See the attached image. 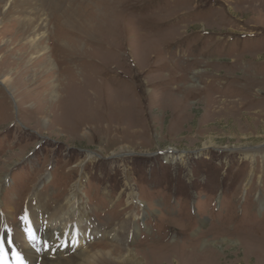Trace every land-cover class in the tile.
I'll return each mask as SVG.
<instances>
[{
    "label": "rangeland",
    "instance_id": "obj_1",
    "mask_svg": "<svg viewBox=\"0 0 264 264\" xmlns=\"http://www.w3.org/2000/svg\"><path fill=\"white\" fill-rule=\"evenodd\" d=\"M2 1L8 229L82 181L95 223L128 232L87 238L90 251L264 264V0ZM33 232L0 237V264H23Z\"/></svg>",
    "mask_w": 264,
    "mask_h": 264
},
{
    "label": "bare ground",
    "instance_id": "obj_2",
    "mask_svg": "<svg viewBox=\"0 0 264 264\" xmlns=\"http://www.w3.org/2000/svg\"><path fill=\"white\" fill-rule=\"evenodd\" d=\"M1 2L3 1L1 0ZM62 2L63 0H51L52 4L58 3V6H61ZM7 177V174L0 175V192ZM79 184L70 189V194L61 204L55 203L51 209L45 207L42 197L36 196L27 212L32 225L29 229L28 226H26L27 229L25 227L23 229L21 226L22 230L18 231V226H15L17 229L15 228V231L12 232L8 229L7 220L0 215V237L3 239L8 238L10 240L11 235L17 238L23 236V233H32L33 230L36 236L39 233L37 241L39 245L33 244L29 237H25L26 241H21L23 246H17L18 251L23 256V264H109L113 259L118 264H126L129 259H135L133 251L128 248L121 251H116V248L90 251L88 245L85 247L87 238L90 237H94L93 241L107 237L122 243L125 235L128 236V232H126L125 226L123 229L119 225H112L109 222L103 225L104 228H100L91 218V212L88 208L79 201ZM132 196L129 200L133 198ZM34 232L33 235L35 236ZM71 252L75 256L69 258Z\"/></svg>",
    "mask_w": 264,
    "mask_h": 264
},
{
    "label": "snow or ice",
    "instance_id": "obj_3",
    "mask_svg": "<svg viewBox=\"0 0 264 264\" xmlns=\"http://www.w3.org/2000/svg\"><path fill=\"white\" fill-rule=\"evenodd\" d=\"M32 239H34V237H32ZM3 241L2 240H0V243H2Z\"/></svg>",
    "mask_w": 264,
    "mask_h": 264
},
{
    "label": "crops",
    "instance_id": "obj_4",
    "mask_svg": "<svg viewBox=\"0 0 264 264\" xmlns=\"http://www.w3.org/2000/svg\"><path fill=\"white\" fill-rule=\"evenodd\" d=\"M207 221H208V219H207ZM209 221H210V220H209ZM209 221H208V222H209ZM201 224H203V223L201 222ZM203 225H204V224H203Z\"/></svg>",
    "mask_w": 264,
    "mask_h": 264
}]
</instances>
